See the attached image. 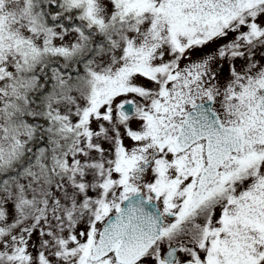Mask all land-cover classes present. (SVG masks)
<instances>
[{
  "label": "snow or ice",
  "instance_id": "obj_1",
  "mask_svg": "<svg viewBox=\"0 0 264 264\" xmlns=\"http://www.w3.org/2000/svg\"><path fill=\"white\" fill-rule=\"evenodd\" d=\"M0 264H264V0H0Z\"/></svg>",
  "mask_w": 264,
  "mask_h": 264
}]
</instances>
